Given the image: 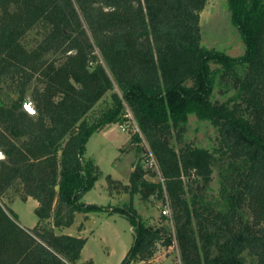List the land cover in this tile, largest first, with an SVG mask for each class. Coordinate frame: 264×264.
<instances>
[{
    "label": "trees",
    "instance_id": "1",
    "mask_svg": "<svg viewBox=\"0 0 264 264\" xmlns=\"http://www.w3.org/2000/svg\"><path fill=\"white\" fill-rule=\"evenodd\" d=\"M207 1L0 0V199L16 188L23 202L38 203V224L26 229L0 201V264H79L87 239L54 229L100 212L119 214L133 230L120 264L148 263L158 230L132 205L84 201L100 178L87 144L128 112L140 133L132 142L145 140L163 184L139 165L128 185L108 176L109 194L167 199L182 264H248L245 253L264 264V0H228L246 47L238 58L202 45ZM39 24L48 32L29 50L23 40ZM32 84L36 116L25 110ZM216 89L232 95L214 101ZM109 92L112 105L89 121ZM190 115L218 129L216 151L176 150ZM216 166L225 190L219 209L207 199Z\"/></svg>",
    "mask_w": 264,
    "mask_h": 264
},
{
    "label": "rangeland",
    "instance_id": "2",
    "mask_svg": "<svg viewBox=\"0 0 264 264\" xmlns=\"http://www.w3.org/2000/svg\"><path fill=\"white\" fill-rule=\"evenodd\" d=\"M200 25L201 42L205 48L224 52L234 58L244 55L245 43L241 34L232 25L228 0H208L201 13ZM47 32V27L39 24L26 35L23 40L24 45L29 50L34 49L43 40ZM56 57L59 56L50 54L47 58L54 59ZM34 86L35 84H32L29 88L25 103L36 111L32 100ZM112 95L113 92H109L90 112L87 116L89 121L98 119L112 105ZM231 95H223L219 89H216L213 99L214 101L225 102ZM126 117L122 124L105 126L101 133L94 134L87 144L86 157L94 161L99 168L100 178L95 187L86 194L85 202L103 207H127L132 205L146 226L160 232L161 240L147 264H182L174 239V226L171 216L163 213L167 199L163 200L152 196L148 200H143L139 194L130 196L122 191L109 194L106 180L108 176L122 182L124 185H128L130 174L139 165L148 171L146 176L148 181L163 184L159 169L150 167L149 147L145 140L132 142L133 136L140 133L133 117L131 115ZM172 143L176 150L190 144L214 152L221 146V139L218 129L209 121L201 120L196 115H190L186 132L183 135V144L178 143L175 138H173ZM218 173L219 166H216L213 181L207 190V199L219 209L222 205L221 200L225 190ZM0 201L7 208L10 205L13 212L19 216L18 220L22 225L34 227L38 222L35 215L37 202L34 200L23 202L16 188L10 189ZM87 220L83 214H78L71 227L55 228V233L57 235L76 236L80 232V226L84 224L82 236L87 239V243L79 264H85L90 260L94 264H120L134 242L133 230L128 220L119 214L105 212L90 214ZM48 223H51V221ZM220 245L221 243L217 241L212 244L213 256L220 254ZM244 257L248 264H257V260L248 253H245Z\"/></svg>",
    "mask_w": 264,
    "mask_h": 264
},
{
    "label": "built area",
    "instance_id": "3",
    "mask_svg": "<svg viewBox=\"0 0 264 264\" xmlns=\"http://www.w3.org/2000/svg\"><path fill=\"white\" fill-rule=\"evenodd\" d=\"M127 115H131V113L128 112ZM148 152L150 154V167H155L156 169H158V165H157L156 160L154 159L152 153L149 150H148ZM163 213H164V215L171 216V209H170V206L168 203L166 204V207H165V210Z\"/></svg>",
    "mask_w": 264,
    "mask_h": 264
},
{
    "label": "crops",
    "instance_id": "4",
    "mask_svg": "<svg viewBox=\"0 0 264 264\" xmlns=\"http://www.w3.org/2000/svg\"><path fill=\"white\" fill-rule=\"evenodd\" d=\"M98 133H101V130L98 132ZM104 134H106V133H104ZM17 200V199H16ZM15 200V201H16ZM33 199H31V198H29L28 199V201L27 202H30V201H32ZM14 201V202H15ZM35 201V200H34ZM84 201H85V197H84ZM37 206H38V203H37ZM9 209H11L12 211H13V209L10 207V205H9ZM19 217V216H18ZM89 217V216H88ZM86 221H88V220H86ZM38 224V222L35 224V226ZM20 225L23 227V228H26V229H33L34 227H27V226H24V225H22L21 223H20ZM84 225V224H83ZM84 228V227H83ZM83 235V230L82 231H80V232H78V234L76 235V236H80V237H83L82 236ZM126 256V255H125Z\"/></svg>",
    "mask_w": 264,
    "mask_h": 264
},
{
    "label": "water",
    "instance_id": "5",
    "mask_svg": "<svg viewBox=\"0 0 264 264\" xmlns=\"http://www.w3.org/2000/svg\"><path fill=\"white\" fill-rule=\"evenodd\" d=\"M25 110L31 115V116H36V111L32 109L29 105L25 106ZM4 155L0 154V159H3Z\"/></svg>",
    "mask_w": 264,
    "mask_h": 264
}]
</instances>
